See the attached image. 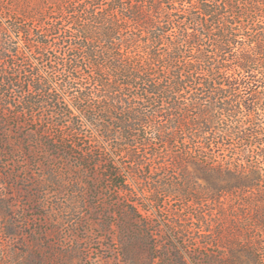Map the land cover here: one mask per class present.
I'll return each mask as SVG.
<instances>
[{
    "label": "trees",
    "instance_id": "trees-1",
    "mask_svg": "<svg viewBox=\"0 0 264 264\" xmlns=\"http://www.w3.org/2000/svg\"><path fill=\"white\" fill-rule=\"evenodd\" d=\"M21 1L9 10L41 24L23 36L52 77L0 39L5 112L76 136L83 119L93 124L120 154L96 156L91 141L81 170L104 167L100 180L124 197L137 195L131 174L158 210L248 200L233 256L264 264V0ZM75 149L65 144L67 155ZM131 209L141 214L137 202Z\"/></svg>",
    "mask_w": 264,
    "mask_h": 264
},
{
    "label": "rangeland",
    "instance_id": "rangeland-1",
    "mask_svg": "<svg viewBox=\"0 0 264 264\" xmlns=\"http://www.w3.org/2000/svg\"><path fill=\"white\" fill-rule=\"evenodd\" d=\"M21 2L0 4V39L15 42L27 65L51 78L23 36L41 24L9 10ZM6 65L1 60L0 70ZM51 84L60 92L59 83ZM11 96L21 95L17 90ZM5 114L0 101V264H240L233 249L240 244L238 229L247 212L242 204L248 200L227 195L196 208L183 210L176 201L173 211L158 210L131 174L128 183L137 195L124 197L100 180L104 167L91 163L81 170L78 155L90 152L91 141L102 147L94 150L96 156L120 154L93 124L83 119L85 130L76 136L44 117L36 122ZM63 142L77 149L67 155ZM119 165L123 173L133 172L127 159ZM132 202L144 220L131 212ZM257 239L264 241L260 229Z\"/></svg>",
    "mask_w": 264,
    "mask_h": 264
}]
</instances>
